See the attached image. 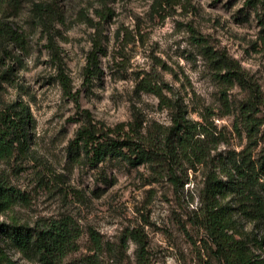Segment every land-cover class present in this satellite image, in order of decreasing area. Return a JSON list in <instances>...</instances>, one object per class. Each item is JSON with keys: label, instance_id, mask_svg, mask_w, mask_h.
Listing matches in <instances>:
<instances>
[{"label": "rangeland", "instance_id": "obj_1", "mask_svg": "<svg viewBox=\"0 0 264 264\" xmlns=\"http://www.w3.org/2000/svg\"><path fill=\"white\" fill-rule=\"evenodd\" d=\"M50 1L60 12L61 62L32 1L16 13L0 9V20L21 35L17 43L0 38V111L23 101L33 116L28 149L0 159V174L26 194L0 212V264H41L33 250H20L9 230L63 217L82 229L70 264L95 253L91 231L115 249L102 253L99 264H137L138 243L128 238L133 230L143 234L147 264H221L202 225L200 191L208 174L228 179L225 162L248 144L241 117L247 87L223 82L226 71H218L211 56L230 58L262 94L257 157L264 148V9L247 0ZM100 27L102 50L90 79ZM60 69L78 103L66 92ZM149 85L161 87L162 95ZM177 106L207 128L212 151L206 164L178 167L176 181L152 162L133 166L111 156L93 167L70 150L84 123L81 110L111 128L137 121L149 133L170 126ZM258 194L264 198V191ZM242 202L232 190L222 198L237 237L264 264V219H254Z\"/></svg>", "mask_w": 264, "mask_h": 264}, {"label": "trees", "instance_id": "obj_2", "mask_svg": "<svg viewBox=\"0 0 264 264\" xmlns=\"http://www.w3.org/2000/svg\"><path fill=\"white\" fill-rule=\"evenodd\" d=\"M27 1H32L35 17L48 37L49 47L61 62L62 57L56 43V36L60 33L56 26L60 12L53 1L0 0V9L16 13ZM246 3L253 8L259 6L264 9V0H247ZM260 19L264 24V17ZM98 31L99 37L95 41L87 67V78L90 79L94 75L92 67L97 63L98 54L102 50L103 27ZM0 38L17 43L21 35L11 22L0 20ZM211 60L218 71H226L220 76L223 82H237L247 87V94L241 103V117L247 131L248 144L241 151L234 152L225 162L228 166V179L215 173L206 176L200 191L202 225L214 245L213 255L221 264H263L255 257L245 240L237 237L233 230V219L222 203L225 193L232 190L242 198L244 205H249V213L254 219H264V198L258 194V189L264 191V148L257 157L253 154V149L260 141V128L263 123L258 116L263 104L262 94L230 58L223 54H214ZM60 78L66 92L78 103L79 98L72 93L70 79L62 69ZM149 88L162 95L161 87L149 85ZM78 107L81 109L79 104ZM80 112L84 123L70 143V150L74 157L84 154L93 167L111 156L122 157L133 166L152 162L171 180L176 181L175 171L178 167L187 163L191 168H196L211 159L212 147L209 145L207 128L198 121L190 120L186 112L178 106L170 126L149 133H145L137 121L130 123L128 128L125 124L111 128L95 120L90 110L84 109ZM32 118L30 106L23 101H16L0 111V159L12 156L16 150L28 149ZM25 200L26 194L9 184L1 173L0 212L7 211ZM90 234L93 244L91 250L95 253L87 256L81 264H99L102 253L111 249L115 251L111 246L106 247L98 232L91 231ZM9 235L21 251L33 250L41 264H70L67 258L79 249L82 229L72 217H63L39 219L33 228L18 229L15 226L9 230ZM128 238L138 243L137 264H147L143 234L139 230H133Z\"/></svg>", "mask_w": 264, "mask_h": 264}]
</instances>
